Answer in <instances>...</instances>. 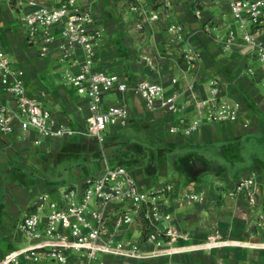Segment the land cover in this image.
<instances>
[{"label":"crops","instance_id":"obj_1","mask_svg":"<svg viewBox=\"0 0 264 264\" xmlns=\"http://www.w3.org/2000/svg\"><path fill=\"white\" fill-rule=\"evenodd\" d=\"M17 1L19 3L16 6H12L10 2L6 6L0 5L1 40L21 64L33 65L36 70L43 71L50 60H57L54 56L40 58L33 50L35 45L27 42L21 24L16 28L15 24L18 22L13 14L18 11L21 16L32 9L29 0ZM64 1L55 0V3L61 4ZM230 2L231 0H99L95 4L96 11L93 15L97 23L104 27L99 62L127 82L138 81L142 75L163 80L170 91L180 92V100L184 106L177 114H169L162 109L148 110L137 93L108 94L106 98L109 103H117L123 98L127 101L130 118L125 126H114L107 131V135L111 137L104 146L105 154L100 148L97 152L104 159L98 173L110 165L109 156L119 158L120 154L130 153L133 144L124 145L126 148L119 150L118 142L122 138L115 135L117 131H125L135 124L139 127V140L136 141L135 148L150 143L156 148H161L162 144L169 147L180 146L186 151L183 160L187 183L182 187L204 191L207 195L206 202L202 204L174 210L173 225L178 233V237L172 242L175 252L148 259L125 260L103 256L104 264H264V202L260 201L251 207L242 198L223 195V191L231 187L238 178L233 180L218 176L209 188L198 184L204 172L214 168L208 167L210 159L197 150L211 149V146H217L220 141L230 142L246 130H264V70L258 58V49L243 38L245 33L253 31L255 27L250 23L242 27L240 18L231 13ZM153 14L158 17L152 18ZM173 24L179 25L180 30L171 29ZM230 29L235 30L236 38L228 44ZM186 51L196 52L199 56L200 61L196 67L185 56ZM142 55H149L153 59L155 69L144 67V73L140 75L135 71L140 69L137 60ZM58 63V70H64L66 76L72 68L68 64ZM27 71L28 82L32 83L30 87L33 91L47 92L45 100L61 120L74 126L82 124L83 111L79 107L86 101L72 86L65 85V76L62 77V85L57 86L48 80L47 85L40 79H34L33 74L28 69ZM173 78H177L178 82L172 83ZM213 78L222 84L221 97L241 102L239 119L213 122L207 120L205 108L198 106L200 100L211 96L209 81ZM0 104L14 106L12 100L3 93L1 85ZM199 119H203L201 125L186 134L185 129ZM246 122L248 125H245ZM172 127L177 128V131L172 132ZM76 138L81 142L97 141L93 137ZM64 142L45 137L33 130L17 128L13 133L0 130V262L8 252L32 243L28 236L18 237L20 233L24 234L19 228V222L31 205L33 196L42 193L37 188H48L54 192L51 193L54 196L61 191L53 186L48 173L41 174L39 183L30 184L25 173L34 171V162L47 165L51 156H58L65 148ZM34 148L37 152L31 157ZM74 149L69 144L68 150ZM131 170L141 185L152 186L151 181L144 178V170ZM148 170L164 172L166 163L160 162L158 168L150 165ZM260 170L264 173L263 169ZM97 174L84 177L77 184H82ZM78 175L79 178L82 177L80 168ZM261 179L264 180L263 175ZM139 229V225L133 224L119 236L138 238ZM18 264L55 263L42 259L37 262L22 260Z\"/></svg>","mask_w":264,"mask_h":264},{"label":"built area","instance_id":"obj_2","mask_svg":"<svg viewBox=\"0 0 264 264\" xmlns=\"http://www.w3.org/2000/svg\"><path fill=\"white\" fill-rule=\"evenodd\" d=\"M9 1L12 6L19 3ZM29 4L32 9L19 17L26 40L38 46L40 58L54 56L58 62L76 68L71 69L64 83L85 99L86 103L79 107L83 111V121L74 126L59 118L45 100L47 92L33 91L26 67L0 37V85L14 103L13 107L0 104L2 132L13 133L17 128L33 130L63 142L77 136L93 137L105 154L107 131L114 126H125L130 118L127 101L123 98L117 103H109L108 94L137 93L150 111L162 109L177 114L183 109L180 92L170 91L163 80L143 77L127 82L99 62L104 27L97 23L89 6L77 0H65L61 4H56L55 0H29ZM230 10L240 18L242 27L249 23L255 27L243 38L258 49L264 70V0H231ZM157 17V14L152 16ZM180 28L177 24L171 26V29ZM235 38V30L230 29L227 43L231 44ZM185 56L193 67L199 64L196 52L186 51ZM138 63L155 69L149 55H142ZM177 82V78L172 79V83ZM209 86L211 96L198 102L199 107L205 108L207 120L239 119L241 102L221 97L222 84L218 79H211ZM202 122L203 119L196 120L185 133H191ZM171 131L175 132L177 128L172 127ZM223 195L242 198L251 207L260 201L263 203L264 180L259 170L253 169L238 178L223 191ZM206 200L204 191L183 188L172 181L146 188L126 166L107 165L96 176L82 184L65 187L56 196L39 193L19 224L32 243L8 252L0 264L42 259L60 264H104L103 256L130 260L170 254L175 252L172 242L178 237L173 225L174 210ZM133 224L139 225L138 238L119 236Z\"/></svg>","mask_w":264,"mask_h":264},{"label":"rangeland","instance_id":"obj_3","mask_svg":"<svg viewBox=\"0 0 264 264\" xmlns=\"http://www.w3.org/2000/svg\"><path fill=\"white\" fill-rule=\"evenodd\" d=\"M77 1L82 5L89 6L95 14V4L99 0ZM9 2V0H0V5L6 6ZM13 17L15 18V21L18 22L15 24L16 28H19V12H15ZM37 49L38 46L35 45L33 47L35 53L37 52ZM50 61L51 62L49 65L44 68L43 71L36 70L33 65H22L26 67V69H28L31 74H33L34 79H40L44 83H46L48 80L49 83L53 82L57 84V86H60L63 82L62 77L65 76L64 70H58L59 63L57 61ZM137 64L139 65L140 69L135 72L141 75L144 73V70L142 69L144 67L139 63ZM143 77H145V75H142V78ZM66 78L67 75L65 76V79ZM30 85H32L31 82ZM66 88L71 89V87ZM130 128L125 129V131H117L115 135L122 138V141L118 142L119 150H124V148H126L124 145L133 144L130 153L128 152L127 155L120 154L119 158L109 156L110 165L122 164L129 169L144 170V178L151 181V187L164 184L168 181L175 182L181 187L186 185V171L184 169L185 162L183 160V156L185 155L186 151L180 146H162V143L161 148H156V146L151 143L144 144V146L141 147L142 149L135 148L137 146L136 141L139 140L137 132L139 127L134 124L132 128ZM108 131H110V129ZM109 137L111 136L109 134L107 135L106 133V139ZM64 144L65 148L61 151V153L56 157L51 156L46 162L47 165H43L41 162L32 163L35 172L26 171L25 173L29 184L34 182L39 183L42 179L41 174L48 173L50 176L49 180L52 182L53 186L57 188V191H60V189L62 190L63 187H68L70 184L72 185V183L77 184L84 177L88 178L97 174L99 171L98 169L102 168L101 165L103 164L104 159L101 155H97L98 149L100 148L97 141L88 140L86 142H81L78 138L73 137L64 142ZM69 144H71V146H73L75 149L72 151L68 150ZM84 146H86V148H82ZM197 151L201 152L202 155H205V158L210 159L209 161L211 163L208 164V167L214 168V170L208 169L206 172H204L203 176L199 180L200 183H198L203 187L209 188L211 183L215 182L218 176L222 178L228 177L234 180L245 175L253 169L264 170V130L262 128L256 130H246L240 136L230 142L220 141L217 146H211V149L209 147L208 150L203 148ZM36 152L37 149L34 148L31 152V157ZM160 162L166 163V170L164 172L158 171L161 169L156 171L148 170L150 165H154L158 168ZM79 168L82 171L81 178H79L78 175ZM261 175L264 177V173H261ZM145 185L147 186L146 188L150 187L148 184ZM32 188H34V186H32ZM37 189L42 193H54L50 189L48 190V188L42 189V187H38ZM38 195L39 194H37L35 197ZM35 197L33 196L31 203ZM24 236L26 235H22L20 233L18 237L20 238ZM47 261L49 263L51 262V260ZM54 263L60 264L58 262Z\"/></svg>","mask_w":264,"mask_h":264},{"label":"trees","instance_id":"obj_4","mask_svg":"<svg viewBox=\"0 0 264 264\" xmlns=\"http://www.w3.org/2000/svg\"><path fill=\"white\" fill-rule=\"evenodd\" d=\"M101 149V148H100Z\"/></svg>","mask_w":264,"mask_h":264}]
</instances>
